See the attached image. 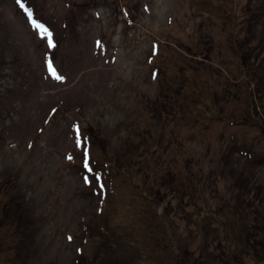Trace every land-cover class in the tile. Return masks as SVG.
<instances>
[{"label":"rangeland","instance_id":"obj_1","mask_svg":"<svg viewBox=\"0 0 264 264\" xmlns=\"http://www.w3.org/2000/svg\"><path fill=\"white\" fill-rule=\"evenodd\" d=\"M28 1L53 43L0 0V264H264V0Z\"/></svg>","mask_w":264,"mask_h":264},{"label":"trees","instance_id":"obj_2","mask_svg":"<svg viewBox=\"0 0 264 264\" xmlns=\"http://www.w3.org/2000/svg\"><path fill=\"white\" fill-rule=\"evenodd\" d=\"M17 1V0H16ZM22 3L24 4V7H21L20 6V4H17V7H18V9H19V11H21L22 12V14L24 15V17H25V19L29 22V25H33V26H36L34 23H33V21H36V23L37 24H39V23H42V24H44V25H46V21H44L43 20V18H41L40 16H38V14L36 13V9L34 8V6L28 1V0H22ZM26 9H28V10H30L31 11V13H32V15H31V17H29L28 16V13L26 12ZM246 58V57H245ZM258 68V65L256 66V68H255V70H253V74H252V79L254 78V76H256V75H258L259 73H256L255 74V72H256V69ZM182 71V70H181ZM263 75H264V73H263ZM261 79H262V84L264 83V76H262L259 80H258V83H255V85H256V88H257V91H258V94H257V98H258V101H259V103H260V106H264V87H262L261 85H259V83H260V81H261ZM254 81H257V80H255V79H253V82ZM260 87V88H259ZM194 97L195 95H194V91L192 90L190 93H189V97L187 96V97H185V98H190V97ZM165 100H163V98L161 99L162 101H165L166 102V99H167V96L166 95H164V96H162ZM184 98V99H185ZM168 99H170V98H168ZM183 99V100H184ZM182 101V100H181ZM180 101V102H181ZM179 102V103H180ZM183 102V101H182ZM167 105V107H170L171 105H173V104H171V102L170 101H168L167 100V102L166 103H164V105ZM175 104L177 105V102H175ZM198 105L200 104V103H197ZM181 107H182V104H181ZM181 107L179 108V109H181ZM189 107V106H188ZM176 108H178L177 106H175V105H173L172 107H171V109H169L168 111H167V114L169 115L168 117H175V115L177 114L176 112H175V109ZM170 111V112H169ZM162 113V111L160 110V109H158V110H156L155 111V114H157V115H160ZM157 119V118H156ZM142 143L143 144H141L140 145V143L139 144H137L136 146H139L138 148L136 147V151H139L140 149H142V148H144L145 149V144H144V141H142ZM91 157V156H90ZM251 157H253V156H251ZM95 159H93V157H91V159L89 160V163L91 164V166H92V168H93V172H94V174H95V176H97V175H99V173L100 172H98L99 170H97L95 167ZM118 164L120 163L119 162V160H118V162H117ZM113 163L112 162H107V161H104V165H106V167H113V165H112ZM84 168H85V166H84ZM140 169H142L141 167H139ZM126 170V169H125ZM108 171V170H107ZM107 175V174H106ZM142 176H139V177H142L143 178V180L142 179H140V180H142V183L144 182H146V181H144L145 179V174L143 173V174H141ZM105 178H106V176L104 177V178H101V179H104L105 180ZM109 180L111 181V178L109 177ZM107 181V180H106ZM240 180H238V182H239ZM101 182V181H100ZM105 182V181H104ZM109 182V181H108ZM108 182H106V184L108 183ZM172 183H173V181H172ZM105 184V183H104ZM169 185H171V183L169 184ZM168 192H170L169 194H167V198H168V202H169V204H166V205H164L163 207H168L169 205H171V203H172V200H175L176 199V196L177 195H179V193H178V188H171V189H168ZM184 196V195H183ZM185 198V197H184ZM153 198H151L150 199V201H149V204H151V205H153V206H157L158 205V203L155 201V199L153 200ZM181 202V201H180ZM179 203V202H178ZM160 220H162V219H160ZM163 221V220H162ZM122 234L119 232V234H117V236L119 237V236H121ZM131 243V242H130ZM101 248V247H100ZM102 249V248H101ZM170 250H171V253H172V255L174 256V257H176V254H180V252L181 251H183L182 249L180 250V251H177V250H175L173 247H171L170 246ZM78 252L80 253V255H82L83 254V251L82 250H78ZM183 253V252H182ZM112 257V256H111ZM111 257H102L103 258V261H101V262H99L98 264H133V258H131L130 259V261L129 262H126V261H123L122 259H123V257H118V258H115L116 259V261L115 260H113L114 258H111ZM115 257V256H114ZM84 259H87L86 261H87V264H97V256L95 257V258H91L90 256H89V254H87L86 256L84 255V257H83ZM127 259H128V256H127ZM185 259H186V257L182 254V255H180V257H179V259H178V261L179 260H182V262L181 261H179L178 263L179 264H185ZM189 263H190V261H189ZM80 264H83V263H80Z\"/></svg>","mask_w":264,"mask_h":264},{"label":"snow or ice","instance_id":"obj_3","mask_svg":"<svg viewBox=\"0 0 264 264\" xmlns=\"http://www.w3.org/2000/svg\"><path fill=\"white\" fill-rule=\"evenodd\" d=\"M17 3L20 4L21 7H24V4L22 3V0H17ZM26 12L28 13V16L31 17L32 13L30 10L26 9ZM33 23L36 25V27L38 29L41 30V34L43 35L44 33H47L48 37H49V45L51 46L53 41L50 39L51 37V32L48 31L47 27L42 24V23H39L37 24L36 21H33ZM49 68L52 70L53 74L56 75V78L59 79V80H64L65 77L59 73L56 72L55 68L53 67V65L51 63H49ZM68 159H72L71 156L68 157ZM91 159L90 157V153L88 151L85 152V162H84V166L88 169V171L91 173L93 172V168L91 166V164L89 163V160ZM95 179L96 180H100V176L97 175L95 176ZM85 181L88 182V183H91L92 181L91 180H88L87 178H85ZM104 185L101 184V188H103ZM69 239H71V237H69Z\"/></svg>","mask_w":264,"mask_h":264}]
</instances>
